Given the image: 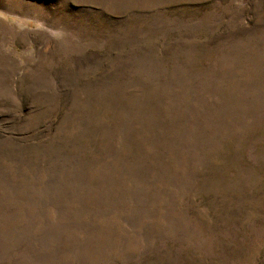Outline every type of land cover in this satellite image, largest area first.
<instances>
[{
  "label": "rangeland",
  "instance_id": "1",
  "mask_svg": "<svg viewBox=\"0 0 264 264\" xmlns=\"http://www.w3.org/2000/svg\"><path fill=\"white\" fill-rule=\"evenodd\" d=\"M0 264H264V0H0Z\"/></svg>",
  "mask_w": 264,
  "mask_h": 264
}]
</instances>
